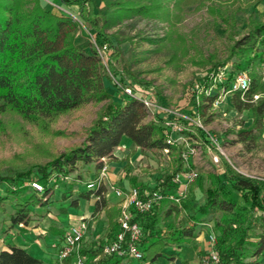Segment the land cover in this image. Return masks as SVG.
<instances>
[{
    "label": "rangeland",
    "instance_id": "rangeland-1",
    "mask_svg": "<svg viewBox=\"0 0 264 264\" xmlns=\"http://www.w3.org/2000/svg\"><path fill=\"white\" fill-rule=\"evenodd\" d=\"M122 2L124 6H129V0ZM41 3L47 10L60 11L79 20L77 7L68 8L51 0H41ZM96 6L98 10L107 11L106 3L101 0H96ZM165 6L168 7L165 17L146 13L129 15L107 30L120 56L113 61L112 70L106 69V83L114 93L115 100L126 98L124 88L131 87L139 94L144 89L142 84L147 83L143 94L154 96L158 104L168 110L159 111L162 117L176 116L191 123L197 122L206 131L208 140L194 137L188 130L176 134L187 136L191 145L197 147L198 153L190 157L189 162L197 168L199 176L189 185L181 211L168 218L163 213L158 224L165 228L163 240L167 242L174 226L194 228V235L180 243L168 242L162 250L163 256L158 260L123 257L122 263L127 264H170L175 259L174 253H178L180 262L192 264L196 249L204 248L205 254L208 252L209 234L215 233L218 237L214 225L224 213L214 208L203 215L200 207L206 201V190L219 185L216 176H223V161H227L239 173L264 179V126L247 131L253 122L251 109L237 110L233 103L236 95H233L227 96L219 104L212 103L209 98L204 102V114L198 112V106L201 107L203 102L201 93L207 96L205 79L215 73L211 68L212 63L229 58L234 41L246 35L254 22L264 21V0H169ZM114 21L117 22V19L114 18ZM78 23L76 42L79 46H103L106 55L110 54L106 44L92 37L86 24ZM237 60L238 56H235L221 67L246 70L250 75L256 74L262 79L261 61L236 69ZM132 78L140 80L142 84H133ZM113 82L117 83L116 86L111 84ZM106 104L90 102L52 119L38 121H29L12 110L0 114V176H15L33 170L26 196L38 190L39 195L46 194L44 200L47 202L32 207L28 224L17 225L12 224L10 214L14 212L13 204L19 200L16 199L18 197H12L0 205V249L10 244H23L29 252L48 264H72L73 257L54 262L50 253L55 255L60 246L56 245L57 238L60 242L70 225L81 226L82 223L87 225V231L80 244V253L87 262L85 250L107 244L109 225L111 221L118 220L120 213L111 192L110 178L104 194L107 206L93 214L95 198L80 197V194L89 190L87 183L94 177V163L79 164L77 172L68 176L53 174L48 192L46 186L38 181L39 173L36 171L38 166L82 145L88 129L100 117ZM151 119L149 115L148 120ZM180 122L184 127L189 126ZM115 153L117 158L107 161L110 172H115L119 179L118 185L152 189L175 167V154L166 151L142 154L140 148L127 140ZM216 158H219L218 161ZM36 181L43 185L42 190L33 187L32 183ZM6 188L5 184L1 185V192L5 193ZM178 189L177 185L171 192ZM75 201L78 203L73 204ZM169 206V203L164 205V212ZM256 216L257 220L252 223L253 229L249 232L251 239H255V229L263 213L258 211ZM85 217L89 218L85 220ZM216 245L213 249L219 255ZM263 258L264 253L249 257L246 261L262 264Z\"/></svg>",
    "mask_w": 264,
    "mask_h": 264
},
{
    "label": "trees",
    "instance_id": "trees-1",
    "mask_svg": "<svg viewBox=\"0 0 264 264\" xmlns=\"http://www.w3.org/2000/svg\"><path fill=\"white\" fill-rule=\"evenodd\" d=\"M51 1L68 8L77 7L79 20L60 11L45 9L41 0H0V114L12 110L29 121H38L52 119L90 102L107 104L100 117L88 129L82 145L63 152L36 168L39 173L38 181L46 186L48 192L49 180L53 174L68 176L77 172L79 164L94 163L96 176L103 166L102 158H117L116 149L127 140L140 148L142 154L148 151L162 153L166 149L168 153L175 154L172 172L165 175L154 188L167 191L176 188L172 178L184 169V159L182 147L167 142L170 134L168 119L157 112L148 120L149 112L139 98L125 92V99L115 100L114 93L106 83V69L112 70L113 61L120 56L107 30L119 23L118 20L138 13L165 17L168 15L165 3L169 0H129L127 7L122 0H101L106 3V12L97 9L96 0ZM178 4L177 2V8ZM113 8L115 9L110 12ZM79 21L87 25V30L95 40L107 45L110 54L107 56L105 52L104 59L97 46L92 44L86 48L77 44ZM235 56H238L236 69L264 60V21L254 22L246 35L234 41L229 58L212 63V70L216 72ZM251 78L250 89L244 97L238 93L233 100L237 110L251 109L253 113V122L247 131L264 126V82L256 74H252ZM209 81L207 77L206 87ZM132 83L142 84L135 78H132ZM111 84L116 86L117 83ZM142 85L144 89L148 86L147 83ZM144 89L139 91V95L146 92ZM255 95H259L256 100ZM200 96L203 102L201 107L198 106V112L203 115L204 102L210 98L214 103L215 98L205 96L204 92ZM172 119L189 125L190 135L208 140L206 131L197 124L181 118ZM217 153L221 156L220 152ZM223 166V176H216L219 185L210 186L206 190V201L200 210L203 215L214 208L224 213L214 225L218 233L216 248L221 264H255L246 260L264 253V179L239 173L227 161H223ZM33 173V170H28L15 176H0V186H7L5 193L0 190V205H4L12 197L19 199L14 202V212L10 214L13 225L28 224L32 207L47 203L44 200L46 194L39 195L38 190L26 196ZM104 194L105 186L102 185L81 193L80 197L98 198L95 214L107 206ZM166 204L167 202H163L156 205L148 213L133 210V220L138 221L145 232L140 243L143 261L158 260L163 256L162 250L168 242L180 243L194 235V228L174 226L169 241L163 240L165 228L158 226L163 213L168 218L181 211V208L170 205L164 212ZM258 211L263 216L259 226L254 228L255 239H251L249 232L253 229L252 223L257 220ZM109 226L107 243L121 229L118 220L111 221ZM102 248L103 245L84 251L88 256V264H122L123 257L116 254L105 255ZM0 264L48 263L21 245L10 244L0 249Z\"/></svg>",
    "mask_w": 264,
    "mask_h": 264
},
{
    "label": "built area",
    "instance_id": "built-area-1",
    "mask_svg": "<svg viewBox=\"0 0 264 264\" xmlns=\"http://www.w3.org/2000/svg\"><path fill=\"white\" fill-rule=\"evenodd\" d=\"M99 54L105 58V48L97 46ZM262 81L264 82V60L262 61ZM209 85L206 87L205 92L209 97H214V104H219L224 101L227 96H233L240 93L243 97L250 89L252 78L246 70H230L228 67H221L211 76H209ZM126 94L137 97L144 104L148 110L149 115L153 118L157 112L168 111L163 108L154 96L149 94L139 95L132 90L131 87L124 88ZM255 100L259 98V95H255ZM176 116L168 119V126L170 134L167 137V142L171 145H179L182 147V157L184 159V169L178 172L173 177V183L178 185L177 192H171L162 190L161 188L141 189L136 186L129 188H123L111 184V192L118 200L119 217L118 222L120 224V231L116 237L109 243L105 244L102 248V253L105 255L116 254L119 257H128L132 259L141 260L144 256L140 243L144 238L145 232L143 226L134 221L133 210L140 213L152 212L156 205L163 202L169 203L171 206H177L182 208L183 202L187 197V191L189 185L194 182L199 176L197 168L192 167L189 160L190 157L195 156L197 147L191 145L187 136H176V134L182 133L186 130L190 131L188 126H182L180 121L173 120ZM178 118V117H176ZM197 124V122H194ZM202 128L200 124H197ZM121 146L118 147V149ZM168 152V149L165 150ZM217 161L219 158H216ZM103 166L99 173L94 176L88 183L89 189H97L102 185H106L109 181L110 167L108 165L107 158H102ZM33 187L39 190L43 189V185L39 182H33ZM98 199V198H97ZM87 225L82 223L81 226L71 225L62 236V240L59 242V249L57 252V258L60 262L66 261L73 257L72 264H88L85 257L80 253V244L86 234ZM217 242V236L215 233L209 234V250L201 258L199 264H221V260L217 252L213 249Z\"/></svg>",
    "mask_w": 264,
    "mask_h": 264
},
{
    "label": "crops",
    "instance_id": "crops-1",
    "mask_svg": "<svg viewBox=\"0 0 264 264\" xmlns=\"http://www.w3.org/2000/svg\"><path fill=\"white\" fill-rule=\"evenodd\" d=\"M120 164V163H119ZM120 166V165H119ZM118 168V167H117ZM114 170H115V166H114ZM109 178H110V181H111V183L112 184H114V185H118L117 184V180H119L118 179V177L116 176V174H115V172H110V176H109ZM109 181V182H110ZM118 186H120V187H123V188H129V187H131V186H124V185H118ZM115 198V197H114ZM96 200H97V198H95V202H96ZM115 200H116V203H117V205H118V200H117V198H115ZM87 218H89V217H85V220H87ZM71 226V225H70ZM97 227V226H96ZM69 228V227H68ZM67 228V229H68ZM66 229V230H67ZM65 230V231H66ZM96 231H97V229H96ZM57 244L56 245H59V239L57 238ZM19 245H21V246H23L26 250H28L27 249V247L25 246V245H23V244H19ZM203 249V251L201 252V250ZM57 252H58V250L56 249V252H55V255H53L52 253H50V255L54 258V262H57L58 261V258H57ZM175 254V259L173 260V261H170V264H185V263H182V262H180V259H179V256H178V253L176 254V253H174ZM205 255V250H204V248H198V249H196V256H195V259H194V262L192 263V264H199V262H200V260H201V258L203 257ZM263 260H264V258H263ZM122 264H127V263H122ZM262 264H264V262H262Z\"/></svg>",
    "mask_w": 264,
    "mask_h": 264
}]
</instances>
